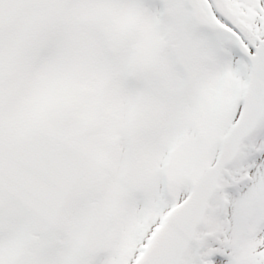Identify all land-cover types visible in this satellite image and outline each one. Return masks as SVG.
I'll use <instances>...</instances> for the list:
<instances>
[{"label": "rangeland", "instance_id": "rangeland-1", "mask_svg": "<svg viewBox=\"0 0 264 264\" xmlns=\"http://www.w3.org/2000/svg\"><path fill=\"white\" fill-rule=\"evenodd\" d=\"M199 1L215 30L196 27L184 0H50L0 32V132L86 151L81 182L35 246L19 205L0 201V264L24 248L33 264H77L94 210L110 212L111 227L83 264H135L214 162L246 88L243 48L264 37V0ZM181 264H264V103Z\"/></svg>", "mask_w": 264, "mask_h": 264}, {"label": "water", "instance_id": "water-1", "mask_svg": "<svg viewBox=\"0 0 264 264\" xmlns=\"http://www.w3.org/2000/svg\"><path fill=\"white\" fill-rule=\"evenodd\" d=\"M48 0H0V30H6L28 5L43 7ZM194 23L201 28L214 29V22L207 16L198 0H185ZM220 9L219 5H215ZM233 20L231 13L226 14ZM237 31L250 36L248 28L235 25ZM107 35V33H105ZM127 43L136 41L134 31L124 35ZM250 65L249 79L242 98V109L236 124L220 142L217 158L192 185L187 199L175 208L136 264H179L188 247L193 243L196 229L201 225L207 204L218 186L224 167L238 153L240 143L254 129L262 117L264 100V38L251 54L244 51ZM84 152L74 142L54 143L38 135L12 139L0 134V197L18 200L28 214L34 236L47 233L54 225L67 197L81 179ZM110 227V214L95 212L90 216L84 236L76 252V261L84 262L106 243ZM31 252L22 251L12 264H32Z\"/></svg>", "mask_w": 264, "mask_h": 264}]
</instances>
